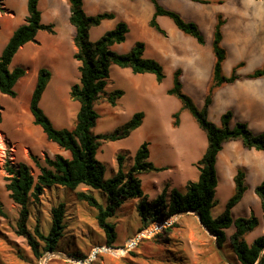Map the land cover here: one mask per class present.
I'll use <instances>...</instances> for the list:
<instances>
[{
  "label": "rangeland",
  "instance_id": "1",
  "mask_svg": "<svg viewBox=\"0 0 264 264\" xmlns=\"http://www.w3.org/2000/svg\"><path fill=\"white\" fill-rule=\"evenodd\" d=\"M85 1L88 12L95 8L94 13L98 14L114 8L119 12V22L128 24L130 32L126 41L113 47L119 53L129 52L138 41L147 43V54L158 57H164L166 44L169 47L173 44L179 45L182 49L180 50L178 46L174 47L172 55L175 57L165 59L162 65L166 78L161 84L156 81L153 74L136 75L130 69L112 66L106 94L101 96L95 106L100 115L97 125L93 128L95 135L112 133L127 123L135 113H145L143 125L130 137L116 142H101L97 158L105 166V178L110 179L118 172L119 156L124 158L123 168L125 172H128L134 165L137 150L143 143H149V162L157 167L172 168L162 172H143L139 175L148 200L147 207L153 212L154 207L150 203L162 195L164 190L167 189L166 199L169 201L173 189L186 193L187 184L199 180L200 170L197 162L193 164L190 160L199 161L208 147L207 134L187 110L181 113L180 129L173 127V115L181 108V101L167 94L173 86V63L184 64L181 68L184 92L191 96L201 109L211 82L204 88L198 84V77L194 71V68H197L195 62L198 59V49L181 40V32L171 19L159 18V24L166 30V35L159 34L149 26L154 12L151 2L137 0L133 6L121 7V3L115 0ZM249 1L261 2L264 5V0H225L223 5L214 4L213 8H219L220 12L224 10L229 14V22H232L236 18L233 13L234 6L236 4L242 6ZM7 2L9 4L5 0H0V17H12L4 18L5 26H2L1 36L16 25L17 29L25 24L28 17L27 3L25 4L23 0ZM159 3L165 9L178 12L186 21L197 24L206 40L205 45H198L206 51L207 48L211 51V17L212 14L217 13V9L203 12V5L191 0H160ZM65 5L60 0H41L42 23L53 25L54 33L40 31L39 42H34L32 47L22 52L21 56L19 55L21 58L18 56L19 58L11 64L12 69L22 67L26 70L25 77L15 86L17 97L11 98L0 94L3 117L0 123V264H82L80 261H87L90 256L91 264H240L230 243L234 227L226 231L228 241L220 248L215 237L204 229L194 213L177 214L166 221L155 222L152 221V215H148L147 220H144L140 209L142 199L125 201L115 216L108 219V222L115 225L117 233L116 241L112 246L114 249H109L105 245V233L97 221L98 210L90 206L87 201L80 200L78 193L93 196L103 206L108 204V197L101 190L83 186L75 191L61 186L46 189L39 200H31L29 205L30 216L27 230L38 241L36 228L47 235L52 227V209L60 204L65 205L66 228L56 251L64 257L54 256L53 252H47L42 257H38L28 238L20 234L18 221L21 207L10 199L9 192L6 190L7 166L26 163L33 175L38 176L39 169L32 161V156H36L42 162L46 157L54 158L56 155L70 157L69 152L63 151L56 143L48 141L42 129L33 123L30 100L39 69L48 68L52 72L41 107L57 128H73L80 109L79 102L74 101L70 96L71 87L80 81V72L79 63L73 58L76 52L74 44L76 30L69 21V6ZM116 25L117 20H113L92 28L90 39L98 40ZM238 30L240 31L239 28ZM254 45L256 48L249 47L245 52L247 72L255 71L263 66V61L256 63L261 54L258 51L257 42ZM226 49L229 58L225 63V66H228L225 76L230 77L235 68V57L239 54V49L235 46L229 47L228 44ZM184 50L190 52V63L185 60ZM179 56L182 58H178ZM203 57L206 55L204 54ZM117 90L124 91V96L113 105L109 102V96ZM237 91V93L228 94L227 98L217 104L211 118L218 119L219 122L220 113L230 110L233 112L231 127L244 122L252 132L264 133V120L257 119L255 112L257 108L264 110V102L260 101V106H256L246 93L242 90ZM227 103L228 109L224 110ZM229 157L231 165L228 166L225 163L216 165L218 187L215 191L212 216L214 218L220 216L225 211L229 199L235 194L232 170L236 172L240 169L244 170L247 173V192L243 200L233 208L232 215L234 219L252 215L259 218L258 228L246 237V240L252 243L264 234L263 209L255 191L257 185L264 182V167L259 169L260 164L264 166V160L249 163L251 167L243 169L242 166L235 165L238 161H245L244 156L229 154ZM259 180L261 182H258ZM129 241V247L139 243L126 251L124 249L127 248ZM96 248H98L97 253L92 256ZM68 256H72L76 261L68 260ZM78 256L87 258L78 260L76 258Z\"/></svg>",
  "mask_w": 264,
  "mask_h": 264
},
{
  "label": "trees",
  "instance_id": "2",
  "mask_svg": "<svg viewBox=\"0 0 264 264\" xmlns=\"http://www.w3.org/2000/svg\"><path fill=\"white\" fill-rule=\"evenodd\" d=\"M148 1L154 6V14L150 21L152 28L166 35L157 19L158 17H167L184 34L194 37L201 45L205 44V38L197 24L186 21L178 12L163 8L159 0ZM192 1L202 4L209 3L205 0ZM39 2L40 0H28L26 23L13 33L0 56V94L11 98L17 97L15 86L26 75V70L22 67L11 68L14 57L27 43H37L36 37L40 31L54 33L53 25L42 23ZM68 3L71 13L69 21L76 30L74 36L76 52L73 58L79 63L78 70L80 72L79 83L74 84L70 90L71 98L80 104L76 123L71 129L57 128L42 109L41 101L52 78V72L48 68H41L38 71L30 100V112L33 116V123L42 129L48 141L56 143L63 151L69 152L70 157L56 155L54 158L46 157L42 162L36 156H32V161L39 169L38 176L33 175L31 168L26 163L7 166L6 169L8 174L6 190L9 192L10 199L21 207L18 221L20 234L28 238L35 254L42 257L47 252L58 251L59 240L63 237L66 228L64 223L66 209L64 204L52 209V227L47 235L36 228L38 241L27 230L31 200H39L46 189L55 186L65 187L72 191L83 186L101 190L108 197V204L103 206L93 196L78 193L80 200L87 201L90 206L98 210L97 221L105 233L107 247H112L117 238L115 225L108 222V219L115 216L125 201L142 199L140 209L144 220H147L148 215H152L153 222L166 221L185 211H195L200 215L202 223L216 237V243L220 248L228 241L226 231L234 227L230 243L240 264H264V234L257 237L252 243L246 240L247 235L260 225L259 218L252 215L234 219L232 215L233 208L242 201L247 191L244 171L239 170L234 178L235 194L229 199L225 211L216 218L212 216L215 191L218 186L216 162L223 144L228 141L242 140L246 148L264 151V133H253L244 122H239L231 127L233 120L231 111L222 116L221 127L216 126L209 119V108L215 90L225 84H232L242 79V76L237 73V69L244 65L243 63L238 65L230 77L223 75V65L227 57L226 50L222 46V28L225 24L223 17L221 15L218 17L215 27L213 50L216 61L213 82L204 107L198 108L194 100L183 91L180 80L181 71L175 72L173 86L167 92L168 95L175 96L181 101L182 110H187L207 134V151L197 163L200 170L199 180L189 182L186 193L173 189L169 201L166 199L167 189L164 190L162 195L150 203L154 207V211L151 212L147 207L148 200L145 197L139 175L143 172H162L167 169L156 167L149 162V143H143L137 150L134 165L128 172H125L123 168L124 158L119 156L118 172L110 179L105 178V166L97 158L101 142H116L130 137L142 126L145 113H135L127 123L112 133L95 135L93 128L100 118L95 106L101 96L106 94L112 66L130 69L136 75L153 74L159 84L166 78L164 68L159 62L144 56L146 49L144 42H137L127 53H119L113 49L115 45H120L127 39L130 29L126 22L117 23L112 30L106 32L98 40L92 41L90 39L91 29L100 26L104 21L115 19L116 15L109 12L88 15L84 10L83 0H68ZM263 76L264 66L256 69L247 78L256 79ZM123 95L124 91L122 90L114 91L109 96V102L115 105ZM180 115L181 112H176L173 115L174 127L180 125ZM2 120L0 104V123ZM255 191L261 200L264 218V183L258 185ZM76 258L85 260L87 257L78 256Z\"/></svg>",
  "mask_w": 264,
  "mask_h": 264
},
{
  "label": "crops",
  "instance_id": "3",
  "mask_svg": "<svg viewBox=\"0 0 264 264\" xmlns=\"http://www.w3.org/2000/svg\"><path fill=\"white\" fill-rule=\"evenodd\" d=\"M5 1H6V3H8L7 2L8 0H5ZM60 1L63 5L68 4L69 9H70V5L68 3V0H60ZM115 1H118V3H121V7H123V5L133 6V5H135V1H137V0H130L131 2L127 1V0H115ZM205 1H208L209 3L208 4L199 3V4L203 5L202 6L203 12H207V11H209V9H214V10L217 9L218 10L217 13L214 12L215 14H212V17L210 16L211 21H212L211 26H210V27H212V49H211V51L208 48L206 51L205 48H202L201 46H199L201 44H199L198 41L194 37L188 36V35L184 34L182 31H180L181 32L180 33L181 40L184 43H188V44L194 46L196 48V50L198 49L197 50L198 51V59L195 62L197 65V68H194V71L198 77V84H200V87L204 88V87H206L205 85L209 84L210 82L212 85V82H213V73H214V66H215V61H216V57H215L214 50H213V42H214L215 27H216V24L218 21V17L220 15L223 17V20L225 21V24L222 28V35H223L222 46L224 47V49L226 50V53H227V57H226V60L224 62V65H223V75L225 76L226 72L228 71V69H227L228 66H225V63H226L227 59L229 58L228 51L226 49V44H228L229 47L235 46V47H238V49H239V54L235 57V68L238 65H240L241 63L244 64L242 67L237 69V73L238 74L240 73V75H242V79H240V80H238L232 84H225V85L217 88L214 92L213 101H212V104L210 106L211 110H209L210 111L209 118H210V121L213 122L216 126L221 127L222 126V116L230 110H227L226 112H221V113H220V111L218 112L221 115L220 116L221 119L219 122H218V119L217 120L212 119L211 115L216 111L215 107L217 106V104H220L225 98H227L228 94L237 93L238 92L237 90H242L244 93H246L247 96H249L251 101L255 102L256 106H260V101L264 102V76L260 77V78H256V79L247 78L248 75H250L254 71L247 72L246 71L247 68H245L246 64H247L245 52L247 51V49L249 47L255 46V48H256V45H254V43H256V42H257L258 48H259L258 51H260V54H261L260 58H257L258 61L256 63H260L261 61H263V66H264V40H263L264 39V5L261 2H250L249 1V2H246L245 4L243 3L242 6H245V8H242L241 4H239V5L236 4V6H234V8H233V13L236 15L237 20L235 18L232 22H229L230 19L228 18L229 17L228 13H225L224 10H223V12H220L219 8H216V9L213 8L214 4L223 5L225 3V0H205ZM23 2L25 4L27 3V5H28V0H23ZM40 2H41V0H40ZM40 2H39V8H40ZM192 2H194V1H192ZM83 3H84V10L88 15H97V13H94L95 8L90 9L91 12H88L86 1L83 0ZM195 3H198V2H195ZM8 4H6V5H8ZM11 7H13V6H11ZM65 7H66V5H65ZM8 8H9V5H8ZM153 8H154V6H153ZM64 9L67 11L66 8H64ZM236 9L238 11H236ZM251 11H252V13H251ZM107 12L114 13L116 15V18L113 20H117V23H119V17H118L119 12H118V10H116L114 8H109L107 10ZM98 14H100V13H98ZM153 14H154V12H153ZM7 17L8 16H1L0 17V32L2 30V26L3 27L5 26L4 25L5 24L4 18H7ZM11 17H8V18H11ZM69 18H70V15H69ZM159 18L160 17H158V19H157L158 23H159ZM113 20H107V21L111 22ZM107 21H104V22H107ZM150 21H149V26H150ZM16 27H17V25L14 28H12L10 31L5 32L2 36L0 35V56L2 54L3 49L5 48V46L8 44L9 40L11 39L13 33L17 30ZM160 27H161V25H160ZM238 28L240 29V31L238 30ZM152 29L155 30L156 32H158L156 29H154V28H152ZM162 29L166 32V30L164 28H162ZM158 33L161 34L160 32H158ZM161 35H163V34H161ZM38 36H39V34L36 37L37 42H39ZM138 42H144V41H138ZM205 43H206V40H205ZM33 44H35V43L30 42V43H27L26 45H24L23 47H21L20 50L18 51V53L16 54V56L14 57L13 61H15L16 58H19L21 56L22 52H25V50H27L29 47H32ZM145 45H146V49L144 52V56L148 59H153V60L159 62L161 65L165 63V61H166L165 59L175 57V55H172V49H174V47L178 46V48L180 50H182L179 47V45L173 44L171 47H169L166 44V46L164 48V57H161V56L158 57V56H153L154 54H152V55L147 54L148 53L147 52V43H145ZM243 50H244V52H243ZM184 52L186 54L185 60L187 62H189L190 61L189 60L190 52L187 50H184ZM204 54L206 55V57H203ZM178 58H182V56H179ZM168 61H169V59H168ZM169 62H171V61H169ZM182 67H184V64H182V63H173V66H172V69H174L173 78H174V74L176 71H181V77H182V73H183V70L181 69ZM181 77H180V80H181ZM197 77H196V79H197ZM181 83H182V80H181ZM182 87H183V83H182ZM183 91H184V87H183ZM205 101H206V98L204 99V103H203L204 105H205ZM204 105H203V107H204ZM227 106H228V103L225 104L224 110L228 109ZM242 107L245 108L246 106H242ZM247 109H251V108L247 107ZM224 110H222V111H224ZM183 111L184 110H182V103H181V108L177 112L182 113ZM255 112L257 114V119L264 120V110H259L257 108V110H255ZM172 123H174V118H173ZM180 126H181V119H180V125L178 127H174V125H173V127L176 129H180ZM260 133H255V134H260ZM207 142H208V139H207ZM206 151H207V149H206ZM226 152H229V154H232V155L233 154H240L241 156H244L246 158L245 161H238L235 165V166H242L241 168H243V169L250 168L251 166L249 165V163L258 162V160H264L263 151H257L255 149H248L244 146V143L242 142V140H233V141L225 142L223 144L222 151L218 154L216 165H219L220 163H225L228 166L231 165L230 164L231 158L229 157V154H226ZM201 159H199V160H201ZM196 162L198 163L199 161L198 160L196 161V159L190 160V163L194 164ZM263 167L264 166L262 164H260L259 169H261ZM160 168H166L167 170L172 169L170 167H160ZM240 170H242V169H240ZM238 171L236 172V171L232 170L231 177H233V180H234L235 176L237 175ZM242 171H244V170H242ZM171 179H173V178L171 177ZM246 179H247V173H245V184H246ZM261 180H259L258 182H261ZM262 183H264V182H262ZM262 183H260V184H262ZM234 184H235V182H234ZM248 217H250V216H248Z\"/></svg>",
  "mask_w": 264,
  "mask_h": 264
},
{
  "label": "water",
  "instance_id": "4",
  "mask_svg": "<svg viewBox=\"0 0 264 264\" xmlns=\"http://www.w3.org/2000/svg\"><path fill=\"white\" fill-rule=\"evenodd\" d=\"M189 213H194L197 217H198V220H199V222H200V224L204 227V229L210 234V235H213L210 231H209V229L202 223V220H201V218H200V215L198 214V213H196L195 211H193V210H188V211H185V212H183V213H180V214H189ZM158 225V224H157ZM156 225V226H157ZM169 225V224H168ZM214 236V235H213ZM215 237V236H214ZM215 239H216V237H215ZM102 248H104V247H102ZM109 249H114L113 247H108ZM97 249L98 248H96L93 252H92V256H95L96 255V253H97ZM124 250H126V251H128L129 249H127V248H125ZM54 256H60V257H64V255H62V254H60V253H58V252H53L52 253ZM67 259L68 260H72V261H76L72 256H68L67 257ZM77 262H79V261H77ZM91 262H92V257L90 256V258L87 260V261H80V263H82V264H91Z\"/></svg>",
  "mask_w": 264,
  "mask_h": 264
},
{
  "label": "built area",
  "instance_id": "5",
  "mask_svg": "<svg viewBox=\"0 0 264 264\" xmlns=\"http://www.w3.org/2000/svg\"><path fill=\"white\" fill-rule=\"evenodd\" d=\"M138 243H139V242H138ZM138 243H137L136 245L132 246V247H129V244H130V241H129V243H128V245H127V249H132V248H134L135 246L138 245Z\"/></svg>",
  "mask_w": 264,
  "mask_h": 264
}]
</instances>
